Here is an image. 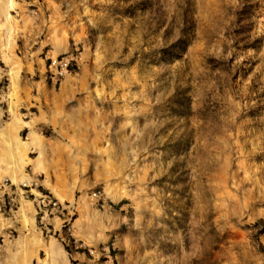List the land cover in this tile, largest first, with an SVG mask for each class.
I'll use <instances>...</instances> for the list:
<instances>
[{"label":"rangeland","instance_id":"obj_1","mask_svg":"<svg viewBox=\"0 0 264 264\" xmlns=\"http://www.w3.org/2000/svg\"><path fill=\"white\" fill-rule=\"evenodd\" d=\"M0 264H264V0H0Z\"/></svg>","mask_w":264,"mask_h":264},{"label":"built area","instance_id":"obj_2","mask_svg":"<svg viewBox=\"0 0 264 264\" xmlns=\"http://www.w3.org/2000/svg\"><path fill=\"white\" fill-rule=\"evenodd\" d=\"M52 65H56V68H57V66L60 68L59 71H56V72L54 73V75H55L56 77H58V75H59V76H62V74H63L64 72H66L67 64H65L64 62H61V61L55 60V61L52 63ZM48 202H49V203H52L51 200H49ZM53 205H55V203H53Z\"/></svg>","mask_w":264,"mask_h":264},{"label":"trees","instance_id":"obj_3","mask_svg":"<svg viewBox=\"0 0 264 264\" xmlns=\"http://www.w3.org/2000/svg\"><path fill=\"white\" fill-rule=\"evenodd\" d=\"M65 249H66V250H68V248H67V247H66Z\"/></svg>","mask_w":264,"mask_h":264},{"label":"crops","instance_id":"obj_4","mask_svg":"<svg viewBox=\"0 0 264 264\" xmlns=\"http://www.w3.org/2000/svg\"><path fill=\"white\" fill-rule=\"evenodd\" d=\"M59 251V250H58Z\"/></svg>","mask_w":264,"mask_h":264}]
</instances>
